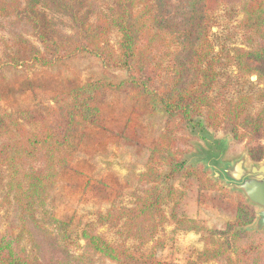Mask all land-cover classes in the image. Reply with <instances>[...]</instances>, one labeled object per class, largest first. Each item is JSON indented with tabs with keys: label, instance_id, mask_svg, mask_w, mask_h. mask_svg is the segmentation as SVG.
<instances>
[{
	"label": "trees",
	"instance_id": "16d2710c",
	"mask_svg": "<svg viewBox=\"0 0 264 264\" xmlns=\"http://www.w3.org/2000/svg\"><path fill=\"white\" fill-rule=\"evenodd\" d=\"M97 1L0 0V22L13 20L33 40L22 34L2 40L0 71H59L78 58H90L99 69L83 83L74 74L52 78L55 95L48 105L0 113V194L5 191L12 201L23 229L36 223L91 129L103 131L116 118L128 124L132 112L114 113L115 106L142 108L163 122L147 147L145 170L137 176L143 187L129 207L111 205L91 221L65 224L70 247L83 242L69 263L124 264L151 258L152 251L144 250L149 244L161 249L157 237L172 222L176 232H192L202 243L187 264H264V243L247 242L255 217L249 203L240 200L233 222L214 230L178 218L177 191L162 187L183 179L196 181L201 190L216 189L201 167L186 165V151L177 146L186 144V137L228 130L233 140L243 142L257 141L264 133V0H109L101 7ZM222 5L240 7L237 28L244 47L216 49L211 41L214 15ZM112 34L117 36L115 47ZM222 66L234 67L235 79L242 81L235 97L220 92ZM252 76L256 84L249 82ZM30 84L25 82L26 90L32 89ZM247 154L253 163L264 161V145L249 147ZM23 229L16 235L11 229L0 233V264H54L45 254L22 248Z\"/></svg>",
	"mask_w": 264,
	"mask_h": 264
},
{
	"label": "rangeland",
	"instance_id": "374dc122",
	"mask_svg": "<svg viewBox=\"0 0 264 264\" xmlns=\"http://www.w3.org/2000/svg\"><path fill=\"white\" fill-rule=\"evenodd\" d=\"M108 1L98 0L97 6L101 7ZM241 19L239 6H220L214 15L215 23L210 33L216 49L221 46L244 47L243 33L237 28ZM57 21L62 22V19ZM64 31L67 32L65 28ZM14 34H22L33 42L25 27L11 19L2 20L0 60L2 40H9ZM110 42L115 47L116 34L111 35ZM98 70L90 58H78L59 71L40 67L3 69L0 71V113L15 114L19 107L48 105L55 95L50 91L52 78L74 74L83 83ZM219 70L222 72L220 92L227 98L235 97L242 82L238 83V79H235L237 70L232 66H222ZM27 80H31L30 90H26L24 85ZM249 82L256 84V77L249 78ZM118 99L120 102L116 103L120 105L123 102L122 97ZM118 109L124 114L132 112L130 122L124 124L116 118L113 122H108L103 131L91 129L90 136L76 155L73 167L60 174L56 188L38 215L36 223H26L23 229L19 212L12 201L5 198V191L1 192L0 233L4 234L11 229L16 235L23 229L21 246L27 252L45 254L54 264H73L69 263L70 258L81 252L83 242H77V245L70 247L65 224L71 223L74 227L78 223L91 221L96 212H105L111 205L130 206L133 195L143 187L137 182V176L145 170L147 147L162 129L163 122L156 117L150 118L142 108L132 111L126 106H115L113 112ZM186 138V144H177L186 151V165L201 167L216 189L201 190L196 181L183 179L167 181L162 187L166 189L172 186L177 191L174 198L178 204L175 209L178 218L193 219L202 222L209 229L222 230L227 223L233 222L238 202L242 200L248 203L239 186L249 179L247 174L252 169L264 167V161L253 163L247 154L249 147L257 143L264 145V133L257 141L243 142L233 140L228 130H208ZM237 164H240L243 174L238 181L235 180ZM251 206L255 217L249 227L247 242L264 243V230L253 234L257 213L261 208ZM170 208L171 205L166 208L168 216ZM51 218L58 220L64 227L53 224ZM97 232L110 241L115 240V236L105 229ZM157 240L163 244L161 249L152 248L154 245L149 244L144 250V254L152 251L151 258H136L124 261V264H187L202 248L198 235L192 232H176L172 222L164 228Z\"/></svg>",
	"mask_w": 264,
	"mask_h": 264
},
{
	"label": "water",
	"instance_id": "95a60500",
	"mask_svg": "<svg viewBox=\"0 0 264 264\" xmlns=\"http://www.w3.org/2000/svg\"><path fill=\"white\" fill-rule=\"evenodd\" d=\"M235 171L237 173L235 180L238 181L243 176L240 164L236 165ZM247 176L249 179L244 181L239 186V189L243 192L250 205L261 208V211L257 213L255 227L256 232H261L264 230V167L252 169Z\"/></svg>",
	"mask_w": 264,
	"mask_h": 264
}]
</instances>
